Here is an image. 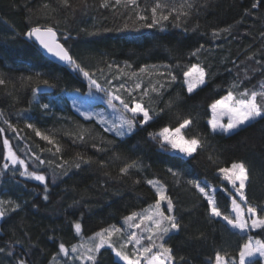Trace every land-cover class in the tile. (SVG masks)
<instances>
[{
    "label": "trees",
    "instance_id": "obj_1",
    "mask_svg": "<svg viewBox=\"0 0 264 264\" xmlns=\"http://www.w3.org/2000/svg\"><path fill=\"white\" fill-rule=\"evenodd\" d=\"M152 2L140 0L141 7ZM252 2L195 0L196 7L186 23L175 26L168 21L162 28H146L139 27L141 22L135 12L123 7L104 8L102 0H71V8L64 7L61 0H0V78L8 81L7 85H0V128L5 129L0 133V199L21 205L0 219V247L5 248L0 253V264H16L21 255L28 264H50L60 243L70 247L81 239L87 241L110 225L122 228L124 233L147 235L142 231L146 225L141 229L129 228L125 217L147 209L158 199L155 189L146 182L150 179L166 185L175 206L173 214L181 224L179 230L164 238L177 258L174 264H213L217 251L238 257L247 237L236 234L222 219H210L206 199L187 181L199 180L216 186L221 210L227 212L231 207L228 191L235 193V190L219 169L242 161L249 170L245 189L248 200L253 205L264 206V119L231 133H213L208 123L211 103L227 94L234 81L242 80V87L249 89H257L264 82V63H257L264 62V35H261L264 5L246 14L245 9ZM46 4L49 7L45 8ZM126 23L129 27L125 29ZM37 25L55 27L59 40L77 63L106 89L121 82L126 86L134 82L120 75L119 69L138 73L145 65L160 66L155 75L143 74L147 86L149 79L153 82L161 79L159 73H165L166 80L168 69L163 66L171 65L177 80L166 84L162 94L154 95L151 102L153 108L163 111L148 125H138L125 136L105 131L96 118L88 119L77 107L84 101L102 106L108 120L116 119L118 113L108 106L104 92L90 89L81 73L52 60L27 37L30 28ZM229 25H232L230 34L212 38L213 29ZM201 44L205 50L199 57L191 56ZM197 62L208 70V76L203 85L188 93L182 71L176 65ZM125 63L131 67L125 68ZM29 76L33 77L31 86L22 85L21 78L26 80ZM37 79H47L55 86L51 92L36 93L34 99L32 88ZM43 104L49 108L44 109ZM184 117L193 120L183 131L185 136H198L204 142L192 156L167 146L162 148L148 135L164 126L176 127ZM5 120L17 129L19 136L8 128ZM29 123L52 137L54 143L36 136L27 128ZM80 128L89 129L90 135L84 143L78 140L74 143ZM5 137L17 155L26 160L30 171L47 177V200L43 198V183L21 176L23 167L12 166L4 159ZM94 143L103 150L97 151L92 147ZM57 145L60 152L56 151ZM33 152L46 162L52 161L51 165L45 163L37 168ZM134 161L138 168L130 169L127 175L120 172ZM77 162L79 168L75 167ZM5 163L9 164L8 169L3 168ZM61 163L64 169L57 167ZM169 168L182 175L173 176ZM76 222L82 225V236L75 232ZM251 235L264 239L261 230H254ZM142 243L146 246L149 242ZM132 247L129 245L128 250ZM58 259L72 264L70 257L62 254ZM256 259L257 264H264L259 256ZM97 264L122 263L105 246L97 254Z\"/></svg>",
    "mask_w": 264,
    "mask_h": 264
},
{
    "label": "snow or ice",
    "instance_id": "obj_2",
    "mask_svg": "<svg viewBox=\"0 0 264 264\" xmlns=\"http://www.w3.org/2000/svg\"><path fill=\"white\" fill-rule=\"evenodd\" d=\"M61 3L66 8L72 7L71 0H61ZM262 5H264V0H253L250 8L245 9V13L250 15L253 10L260 8ZM101 6L104 8L113 7L114 9L123 7L124 9L135 12L136 19L141 22L139 27L153 28L160 26L162 28L165 22L168 21H171L175 26H180V22L186 23L187 19L192 16L196 4L195 0H153L151 5L141 7L140 0H102ZM44 7L47 8L49 6L46 4ZM129 19H131V17H129ZM240 22L241 21H238L237 23ZM123 27L126 29L129 25L126 23ZM198 27L199 25L197 24V28ZM185 30L187 31L188 29ZM231 31L232 25H229L225 28L213 29L211 36L214 39H218L222 34H230ZM26 35L30 39L37 41L48 53L66 62L73 70L81 73L88 81L90 89L94 88L96 91L105 93L108 106L112 108L114 112L118 113V116L114 120H108L99 113L96 115L100 117V124L105 126L104 130L114 132L117 136H125L126 134L132 133L136 130L138 125L141 127L148 125L154 117L159 116L163 109L157 111L151 106L153 96H160L166 84L173 83L177 80V75L172 71V66L166 65L163 66L168 69L166 80L164 79L165 73H159L161 79H157L154 82L149 79L148 85L144 86L143 74L155 75L158 73L160 67L157 65H145L139 69L138 73L135 71L129 73L125 72L124 69H119L120 75L128 76L129 79L134 80L131 86H126L124 82H121L114 88L106 89L93 78L92 73L86 71L77 63L70 54L69 49L58 39L57 29L55 27L37 25L31 27ZM261 35H264V33ZM64 39L67 41L68 36L65 35ZM202 50H205L203 44L196 47L190 55L199 57ZM250 59H254V57H250ZM257 63L264 62L257 61ZM111 67H113V65H109V68ZM116 67L119 68V66ZM124 67L130 68L131 66L125 63ZM176 67L180 68L182 71L183 82L187 86L188 93H192L195 89L203 85L208 76V70L199 62L183 66L178 64ZM245 75L247 76V70H245ZM39 76L40 74L37 73V77ZM32 81L33 77L31 76L27 77L26 80L21 78L22 85L27 83L31 86ZM7 83V80L0 78V85H7ZM108 83L111 82L108 81ZM35 84L36 86L32 88L34 99L36 93L40 90L41 84L46 87L55 86L47 79H37ZM242 85V80L234 81L230 85L226 95L211 103L210 109L212 115L208 123L213 133H231L258 119H264V82H261L257 89H249L247 87H242ZM167 106H171V101H169ZM42 107L48 109L49 105L43 104ZM85 115L88 119H91L93 113H86ZM224 117L228 118L227 123L223 122ZM4 123L19 136V132L9 121L5 120ZM192 123L193 120L191 117H184L178 126H164L158 131L150 132L148 135L153 140L158 141L162 148L167 146L170 150L192 156L198 149L203 147L204 143L201 137H186L184 135L182 130L188 129ZM26 126L32 129L36 136L40 137L42 140L47 141L49 144L54 143L52 137L43 134L35 125L29 123ZM4 131L5 129L0 128V133ZM88 135H90L89 129L80 128V130L75 133L76 140L73 142L75 143L78 140L84 143ZM102 143H104L103 139H101V144ZM3 145L7 150L4 159L10 161L12 166H22L23 171L20 172L21 176H27L43 183L45 185V195L43 198L47 200V177L37 171H30L26 160L17 155V152L13 149L7 137L4 138ZM92 147L96 148L97 151L103 150L95 143ZM29 151H31V149H29ZM56 151H61L58 145ZM32 159L37 168L45 163L49 165L52 163V161L46 162L42 160L41 157L34 152L32 153ZM80 161H83L82 156H80ZM57 167L64 169L65 165L61 163L57 165ZM75 167L79 168L80 162H77ZM138 167V163L134 161L122 167L120 172L127 175L130 169ZM3 168L8 169L9 164L5 163ZM168 171L175 177H180L182 175L178 171L174 172L171 168H169ZM219 172L223 174V179L228 181L235 190V193H233L225 189V191H228V196L231 201L230 210L227 212L221 210V205L216 198V188L199 180H189L187 183L198 189L199 193L206 199L209 205L208 214L210 219H222L231 229L236 230V234H243L247 239L239 248L238 257L231 256L227 252L221 253L217 251L213 264H257V256L264 261V239H257L251 235L254 230L264 231V206L253 205L248 200L245 192L246 186L249 183L248 168L242 161L233 162L230 167L220 168ZM146 182L155 189L158 199L147 209L139 213L133 212L130 216L125 217V223L129 228L135 229H141L142 225H146L142 231L143 233H147V235L138 234L137 232L124 233L122 228L116 225H110L96 232L94 236L89 237L87 241L81 239L79 243L73 244L70 247L66 246L64 243H60L59 251L52 257L50 264H68L67 261L58 259L61 254L64 257H70L72 264H76V261H79L80 264H97V254L105 246L111 248L115 252L116 257L122 260L124 264H174L177 258L173 255L172 248L166 245L164 239L170 232L179 230L181 227L177 216L173 214L175 207L173 200L167 194L168 190L164 183L157 179H150ZM20 207V204L12 200L0 199V219H3L6 213L10 211L15 212L20 209ZM74 229L77 235L82 236L83 229L79 222L74 224ZM144 240L149 242L146 246L142 243ZM117 243L119 245L118 247ZM129 245L133 246L131 250H128ZM154 249L155 251H153ZM4 252L5 248L0 247V253ZM8 254L11 255V252ZM71 254L75 255L72 256ZM183 259V257H180V260ZM16 264H28V262L24 256L21 255V257L16 260Z\"/></svg>",
    "mask_w": 264,
    "mask_h": 264
},
{
    "label": "rangeland",
    "instance_id": "obj_3",
    "mask_svg": "<svg viewBox=\"0 0 264 264\" xmlns=\"http://www.w3.org/2000/svg\"><path fill=\"white\" fill-rule=\"evenodd\" d=\"M226 95V94H225ZM82 103V105H81V107H77V109L82 113V114H86V113H93V116L92 117H94V118H96L98 121H99V116L98 115H96L97 113H99V114H101V115H103L105 118H107V116L105 115V112H104V109H103V107L102 106H94V105H91L90 103H88V102H81ZM212 115V114H211ZM86 116V115H85ZM87 117V116H86ZM108 119V118H107ZM211 119V118H210ZM227 120H228V118L227 117H224L223 118V122L224 123H227ZM182 131H184V130H182ZM185 135V134H184ZM212 187H214V188H217L216 186H213V185H211Z\"/></svg>",
    "mask_w": 264,
    "mask_h": 264
},
{
    "label": "water",
    "instance_id": "obj_4",
    "mask_svg": "<svg viewBox=\"0 0 264 264\" xmlns=\"http://www.w3.org/2000/svg\"><path fill=\"white\" fill-rule=\"evenodd\" d=\"M57 35H58V33H57ZM59 39V38H58ZM34 40V39H33ZM35 41V40H34ZM37 44H38V46L40 47V49L42 50V52L46 55V56H48L49 58H51L52 60H54V61H56V62H58V63H60V64H62V65H64V66H70V65H68L66 62H64V61H61V60H59L57 57H55V56H53L52 54H50V53H48L45 49H43V47L42 46H40L39 45V43L37 42V41H35ZM61 42V41H60ZM62 43V42H61ZM63 44V43H62ZM52 91V88L51 87H46V86H44V85H41L40 86V90L37 92V93H39V94H42V93H48V92H51Z\"/></svg>",
    "mask_w": 264,
    "mask_h": 264
},
{
    "label": "crops",
    "instance_id": "obj_5",
    "mask_svg": "<svg viewBox=\"0 0 264 264\" xmlns=\"http://www.w3.org/2000/svg\"><path fill=\"white\" fill-rule=\"evenodd\" d=\"M116 257V255H115ZM116 260H118L119 262H121L122 264H124V262L122 260H120L118 257H116Z\"/></svg>",
    "mask_w": 264,
    "mask_h": 264
}]
</instances>
